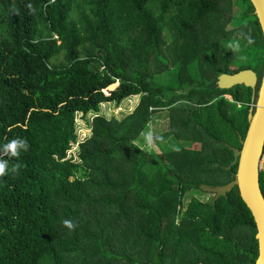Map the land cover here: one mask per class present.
<instances>
[{
	"label": "trees",
	"instance_id": "trees-1",
	"mask_svg": "<svg viewBox=\"0 0 264 264\" xmlns=\"http://www.w3.org/2000/svg\"><path fill=\"white\" fill-rule=\"evenodd\" d=\"M263 63L250 0H0V150L17 137L29 145L0 177V264H160L159 242L208 239L213 223L254 235L236 187L214 204L183 200L236 171L224 143L240 148L253 90L219 89L217 76L252 69L258 85ZM165 72L170 85L155 81ZM133 95L120 118L101 112ZM163 108L156 144L194 146H140Z\"/></svg>",
	"mask_w": 264,
	"mask_h": 264
},
{
	"label": "water",
	"instance_id": "water-1",
	"mask_svg": "<svg viewBox=\"0 0 264 264\" xmlns=\"http://www.w3.org/2000/svg\"><path fill=\"white\" fill-rule=\"evenodd\" d=\"M250 2L260 25L264 46V0H250ZM216 82L218 88L222 90H229L238 85L251 88L253 104L248 110V127L245 136L243 139L239 138L240 148L226 144L233 151L234 157L232 163L224 168L230 170L236 164L233 180L219 186L201 185V189L215 194L212 200L214 203L234 187L237 188L256 228L258 257L255 264H264V198L258 185V167L264 147V63L258 85L257 73L252 69L241 70L234 74L222 73L217 76Z\"/></svg>",
	"mask_w": 264,
	"mask_h": 264
},
{
	"label": "flooded vegetation",
	"instance_id": "flooded-vegetation-1",
	"mask_svg": "<svg viewBox=\"0 0 264 264\" xmlns=\"http://www.w3.org/2000/svg\"><path fill=\"white\" fill-rule=\"evenodd\" d=\"M231 97L225 95L226 99ZM264 147L258 167V185L264 198ZM214 194V193H212ZM213 198L209 201L214 199ZM219 199V198H218ZM217 199V200H218ZM252 235L251 226L235 224H210L207 229L210 238L189 241H161L160 264H246L258 257L256 228ZM255 241V246L251 242Z\"/></svg>",
	"mask_w": 264,
	"mask_h": 264
},
{
	"label": "rangeland",
	"instance_id": "rangeland-1",
	"mask_svg": "<svg viewBox=\"0 0 264 264\" xmlns=\"http://www.w3.org/2000/svg\"><path fill=\"white\" fill-rule=\"evenodd\" d=\"M236 11L237 10L234 9V12L232 11L231 15L235 17L237 15ZM224 28H225V30L232 29L231 23L226 22V24L224 25ZM165 35H166L165 36L166 37V43L169 44L170 38H169L167 32L165 33ZM225 41H226V43L229 42L226 39H225ZM230 44L232 45V48H233L232 52H234L236 54L237 53L236 52L237 43L232 41V42H230ZM224 51H227L226 44L224 46ZM234 64L235 63H233V61H232V65L230 66V68L235 69L236 67ZM155 81H158L159 83H161L163 85H170V74L165 72V74L155 78ZM117 83H118V81H116V83H114V84L110 85L109 87H107L106 89H104V91L107 92V90L114 88L117 85ZM228 98H231V97H228ZM137 101H138V96L133 95V96H130L129 98L124 99L118 106H116L112 103L111 104L110 103H104L101 105V112L107 117H110L112 115V116L120 118L122 115L131 112V110L133 109V107L137 103ZM166 115H167V109L166 108L157 110L156 112L153 113L152 118L150 120V123L147 125L146 129L139 136L138 143L141 144L140 146L147 151H155L157 153L165 152L168 150H173L177 146H181V145L186 147V148L194 146L191 144H184L180 141H176L171 136L167 137L164 140H161L159 144H156L155 137L156 136L159 137L164 132H166V130L168 129V120H167ZM91 116L92 115H88V118ZM148 133H151L152 137H153L151 147H149V145L147 144L146 138H145ZM76 134H77L78 140H82L84 137L88 136V134H89V129H87L85 127V124L83 123V120H81V119L80 120L77 119ZM224 144L226 145L228 143H224ZM213 196H214V194L204 192V191L203 192L197 191V192H193V193L189 192L184 197L183 206L187 204V202L190 200L191 197L199 198L202 201H209L213 198ZM182 210H183V208L181 209V211Z\"/></svg>",
	"mask_w": 264,
	"mask_h": 264
},
{
	"label": "clouds",
	"instance_id": "clouds-1",
	"mask_svg": "<svg viewBox=\"0 0 264 264\" xmlns=\"http://www.w3.org/2000/svg\"><path fill=\"white\" fill-rule=\"evenodd\" d=\"M27 7L31 11H35V9L33 8L31 4H28ZM145 138H146L147 144L149 145V147H151L152 139H153L152 134L148 133ZM28 147L29 145L26 139H22L19 137L10 140L8 143H6L3 146L2 150H0V177H3L6 175L8 159H5V157L19 158L21 151L27 152ZM19 168H20V164H14L11 169L12 173L13 174L18 173ZM62 223L69 231L74 230L76 227V224L73 221L68 220V219H65Z\"/></svg>",
	"mask_w": 264,
	"mask_h": 264
}]
</instances>
